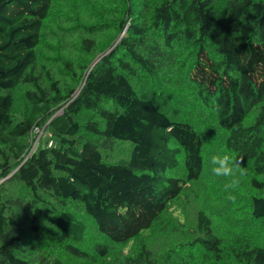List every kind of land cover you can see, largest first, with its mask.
<instances>
[{"label": "trees", "instance_id": "1", "mask_svg": "<svg viewBox=\"0 0 264 264\" xmlns=\"http://www.w3.org/2000/svg\"><path fill=\"white\" fill-rule=\"evenodd\" d=\"M54 2L0 0V264H264V193L229 190L250 208L229 238L203 209L191 226L166 217L201 180L208 144L262 188L264 0H81L54 12L60 33L41 56ZM36 126L55 145L28 152ZM117 142L128 151L113 159Z\"/></svg>", "mask_w": 264, "mask_h": 264}, {"label": "rangeland", "instance_id": "2", "mask_svg": "<svg viewBox=\"0 0 264 264\" xmlns=\"http://www.w3.org/2000/svg\"><path fill=\"white\" fill-rule=\"evenodd\" d=\"M53 5H54L53 10H51V13L49 17H47L43 25V29H42L40 46L38 48V53L41 56L42 55L46 56L50 54L51 47L55 44L57 40L56 35L60 33L59 31H57L56 15H58L61 12L57 13L56 15H54V12H56L57 9H63L64 12L74 14V13H71V9H73L74 7L79 9L80 5L82 6L81 0H55ZM114 13L115 11L111 10V13H107V15H112ZM117 15L120 16V14H117ZM65 17H67V14H63V19ZM95 17L98 21L102 23H106L105 25L108 26V28H104L103 30L114 31L116 25L112 23V19L110 18L111 16L107 18V17H103L102 14H95ZM75 21L76 20H71L70 25H72L75 28V30L78 31L77 29L79 25H77ZM64 33H69L74 40L73 31L64 30L61 32V35H63ZM121 33L122 35L125 33V27L123 28ZM111 37H112V34L106 32L105 34H102V36L98 38L97 45L100 48L105 46V48L96 54L95 58H93V62L101 55L102 51L106 50V45H108L112 41L111 40L109 42V39ZM63 43L64 42L61 40L60 41L61 51L63 49L66 51V48H63L62 46ZM76 53L81 54L82 51L79 50V51H76ZM54 57L61 58L59 55H55ZM64 76H66V74L62 75L63 81L66 83L69 82V80L65 78ZM183 88H185V86H183ZM147 90L149 91L150 89L148 88ZM20 92L21 90H19L18 95L14 96V104L16 107L21 106L23 107L22 110L23 109L25 110V107L27 108V106H22L23 100L21 99V96L19 95ZM193 98H194V94L191 95V100H193ZM165 99L169 102L176 103L175 99H172L168 96H166ZM191 111H193L195 115L197 114L192 109V107H191ZM15 116H18V115H15ZM46 124L47 122H44L42 125H46ZM39 127L42 132L38 137H31V135H29L28 141L30 139V144L34 143L35 138H37V142L41 140L42 138V141H46L45 143L47 147H48L49 141H52L51 146H54L55 141L51 135V132L48 131L46 126H39ZM206 147L210 150L205 148L204 149L205 151H203V156H204L203 158H204L206 166L200 178L201 180L199 181V183L195 185L196 187L194 188L193 191L189 189L184 192L185 193L184 197L181 199L180 202L178 203L175 202L169 206V212H168L169 214H166V217H171L175 222H177L178 224L182 226H191L193 225L195 221L196 210L203 209L205 210L206 213L209 214L212 220L214 232L221 237L229 238L240 229L241 225H243L244 223L248 224L249 218H250V214H249L250 208L246 200H245V204L244 203L241 204L239 203L238 196H233L231 198L229 195L227 196L229 191H225L224 189V184L226 183V181L222 182L221 181L222 177H216L211 172L212 165L210 163V160L212 157L211 152L212 150L214 151V148L212 145H209V144ZM30 150L31 148L29 149V151ZM109 151L112 152L111 155L113 159H116L117 157H120L126 154V152L128 151V145L117 142L114 146H112V149ZM223 153H226V152H222L220 154H223ZM26 156H27V153L23 154V158H25ZM181 168H182V165L180 163L173 171L170 172V174L180 175L182 173ZM245 168L247 169V175L243 178L242 183L240 184L241 192L244 193L246 196L264 193V178H259V177L257 178V181H260L262 183V188L258 189L253 186L250 189L248 180L251 178V173L247 167ZM0 181H1V178H0ZM247 200H248V197H247ZM88 227H89L88 235L85 239V243L91 244L92 241L88 239H93L91 238V234H95L96 232H95V229L92 223L89 222ZM258 228L259 226H257V229ZM153 230H156V228H154ZM142 234L143 236H150L151 234H154V232L147 231V232H143ZM159 235L157 233L155 237L156 239H159L162 241V238ZM143 236H141V238H144ZM97 238L99 237L97 236ZM179 238L181 237L179 236L177 238H174L173 236L167 241L172 243ZM150 239L151 237L149 238V241ZM137 245H138V240L131 241L127 246L124 247V250L125 252H129L133 250L134 248H136ZM82 247L86 248L83 245Z\"/></svg>", "mask_w": 264, "mask_h": 264}, {"label": "clouds", "instance_id": "3", "mask_svg": "<svg viewBox=\"0 0 264 264\" xmlns=\"http://www.w3.org/2000/svg\"><path fill=\"white\" fill-rule=\"evenodd\" d=\"M210 163L212 174L225 178V191L235 190L247 175V169L242 167V161L227 153L213 155Z\"/></svg>", "mask_w": 264, "mask_h": 264}, {"label": "built area", "instance_id": "4", "mask_svg": "<svg viewBox=\"0 0 264 264\" xmlns=\"http://www.w3.org/2000/svg\"><path fill=\"white\" fill-rule=\"evenodd\" d=\"M41 132L42 131H41L40 127L39 126H36V127L32 128V130L30 132V135H31V137H38L41 134ZM36 144H37V138H35L34 143H31V145H30L31 150L34 149V147H35ZM51 144H52V141H49L48 147H50ZM30 151L28 150V152H30Z\"/></svg>", "mask_w": 264, "mask_h": 264}]
</instances>
